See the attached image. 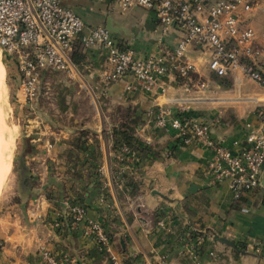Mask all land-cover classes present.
Wrapping results in <instances>:
<instances>
[{
	"label": "crops",
	"instance_id": "1",
	"mask_svg": "<svg viewBox=\"0 0 264 264\" xmlns=\"http://www.w3.org/2000/svg\"><path fill=\"white\" fill-rule=\"evenodd\" d=\"M63 2L91 26L101 25L111 9V15L133 33L115 38L139 57L158 54L161 42L174 48L183 37L178 30L160 35L151 10L132 9L126 16L116 17L114 12L119 11L106 3ZM263 8L264 0L262 9L244 14L242 27L255 32L254 44L261 53L255 68L264 74ZM83 49L84 59L77 66L80 81L99 88L102 103L108 108L117 106V119L131 122L146 145L134 149V164L122 165L113 142L114 128L120 126L109 123L108 112L55 115L52 119L37 113L30 119L39 130L33 138L27 135L26 166L33 170L31 162L42 157L44 171L39 179L43 189L53 183L60 193H45L43 199L51 203L50 209L37 216L29 215L28 210L21 222L16 210L8 214L5 209L7 213L0 218L4 263L37 264L38 248L46 245L56 254L76 258L79 264H111L80 230L68 224L60 233L49 226L47 215L69 200L82 204L91 219L105 226L115 251L127 257L124 264H264V187L247 194L245 201H237L227 182H211L207 166L214 154L210 149L183 145L176 130L155 124L161 107L169 108L173 115L187 112L196 122L210 125L213 140L223 141L236 152L250 129L261 123L264 86L241 69L218 77L209 69L210 53L195 45L186 52L195 67L191 79L173 74L150 92L129 90L132 77L105 86L101 77L108 69L107 52L98 46ZM54 168L64 171L56 173ZM52 172L53 179H49ZM188 231L204 234L205 241L199 247L187 242ZM216 235L234 246L215 241Z\"/></svg>",
	"mask_w": 264,
	"mask_h": 264
},
{
	"label": "built area",
	"instance_id": "2",
	"mask_svg": "<svg viewBox=\"0 0 264 264\" xmlns=\"http://www.w3.org/2000/svg\"><path fill=\"white\" fill-rule=\"evenodd\" d=\"M63 1L0 0V48L6 58L16 60L27 105H33L38 98L45 71H60L80 79L72 60L77 41L86 48L98 46L107 52L108 69L102 74L106 86L132 77L129 90L140 88L150 92L173 74L191 79L195 67L187 60L186 52L192 45L210 53L209 69L218 77L241 69L264 86V74L255 68L261 55L254 44L255 32L252 28L242 27V16L262 9V0H93L121 12L137 6L154 11L160 35H167L172 30L182 33L176 47L161 42L159 53L147 57L121 48L104 26L87 27L84 19ZM155 124L159 128L176 130L183 145H202L210 149L214 154L207 166L211 182H227L236 199L246 197L262 186L264 114L260 125L250 129L243 147L236 152L227 148L223 141L213 140L210 125L196 122L187 112L173 115L169 108L161 107L155 115ZM116 159L122 165L134 164L136 152L124 145L117 150ZM61 206L54 217L47 218L52 229L64 233V226L69 224L90 238L111 264H124L127 257L115 251L105 226L91 219L82 204L65 200ZM191 232L185 234L186 241L199 247L205 241V235L196 231L198 236L193 238ZM256 252L260 253V249ZM39 254L37 264H79L76 258L56 254L46 245L40 246Z\"/></svg>",
	"mask_w": 264,
	"mask_h": 264
},
{
	"label": "rangeland",
	"instance_id": "3",
	"mask_svg": "<svg viewBox=\"0 0 264 264\" xmlns=\"http://www.w3.org/2000/svg\"><path fill=\"white\" fill-rule=\"evenodd\" d=\"M83 1L87 4L95 3L93 0ZM132 9H136L140 12H144L143 10H146L143 7L137 6L125 12L119 11V13H116L115 11L114 15L116 17L126 16ZM108 12L109 13L105 14L102 18L101 25L91 26L90 24H85L91 28L103 26L106 17L112 14L111 9ZM83 48L87 49L86 47ZM0 55L1 60H3L2 62L5 65L7 75V99L8 108L10 107L8 114L9 125L14 129L11 150L12 162L3 192L0 196V218H2L3 214H6L7 212H9L8 214H11L14 210H16L19 221L21 222L24 221L26 216H28V210L29 215L31 214L33 216H37L36 214L40 215L39 213L43 209H45V212L50 209L49 205L51 203L48 205V203H46L43 199L45 198L43 197L45 193L47 194L46 196L50 194L53 196L54 193L59 195L60 193L57 187H53L54 184L50 182L49 186L51 187L48 190L43 189L44 186L42 181L39 179L40 175H42L44 171L42 162L40 161V158L42 157H40L39 160L37 159L35 162H31L33 165V170L31 171L27 169V166L25 170L21 167L20 160H25L27 158V144L29 143L28 140H26L27 137H29L27 135H30V137L33 138L34 133L39 130H36V128L33 127V122H30V119L34 118L37 113L39 114V112L46 115L45 117L52 119L56 117L55 115H64V117H66L67 114H90L98 111L104 113L108 112L111 114L109 120V123L111 124L115 123L121 126V123L127 121H120L117 119L118 117H116V114L119 112L117 106L108 108L104 105V103H102L99 88H92L86 83L80 81L79 78L71 77L67 73H62L60 71H45L44 76L40 81V93L38 95L39 102H35V106L33 105V107L27 106V104H25L19 83L16 60L12 61L11 59L6 58L1 51V48ZM61 171L63 172L64 169L59 170L58 168H54V172L56 173ZM51 175L52 177H49V179H53V172ZM26 177L28 179L29 186L24 185L23 181ZM5 209L8 211L4 212ZM55 213L56 210H53L51 214L47 215V217H54ZM1 248L2 245L0 244V253L2 251Z\"/></svg>",
	"mask_w": 264,
	"mask_h": 264
},
{
	"label": "bare ground",
	"instance_id": "4",
	"mask_svg": "<svg viewBox=\"0 0 264 264\" xmlns=\"http://www.w3.org/2000/svg\"><path fill=\"white\" fill-rule=\"evenodd\" d=\"M2 61L0 55V196L3 192L12 162V135L14 133V129L9 125L8 114L10 107L8 108L7 99V75Z\"/></svg>",
	"mask_w": 264,
	"mask_h": 264
},
{
	"label": "trees",
	"instance_id": "5",
	"mask_svg": "<svg viewBox=\"0 0 264 264\" xmlns=\"http://www.w3.org/2000/svg\"><path fill=\"white\" fill-rule=\"evenodd\" d=\"M120 46L123 49H127V47L125 46V44H123L122 42H120ZM83 45L77 41L75 43V45L73 46V51H72V60L74 62V64L76 66H79L80 63L82 62V60L84 59V55L82 53L83 49ZM136 125L140 124V121L138 120H134L133 121ZM129 122H127V124H122V126L120 127H115L114 131H113V142H114V147L117 150H119L121 147H123L124 145L129 146L131 149H136V148H144L145 147V143L141 141V139L135 134L136 130L135 128L132 127L131 122L128 124ZM133 124V123H132ZM148 147V146H146ZM246 197H241L240 199H237V201H245ZM73 204H80L78 202H74L72 201ZM192 233V237L196 238L198 236L197 233L195 232H191Z\"/></svg>",
	"mask_w": 264,
	"mask_h": 264
},
{
	"label": "water",
	"instance_id": "6",
	"mask_svg": "<svg viewBox=\"0 0 264 264\" xmlns=\"http://www.w3.org/2000/svg\"><path fill=\"white\" fill-rule=\"evenodd\" d=\"M103 26L113 36H116V35H133L132 31L128 27H126V25L124 23L118 22L111 14L106 17ZM20 164H21V167H23V169H26V163H25L24 159L20 160ZM261 185L264 187V173L262 175ZM214 240L220 241L222 243H226V244L231 245V246H234V243L232 241H230L229 239H227L225 237H221L219 235H216L214 237ZM0 264H5L3 259H2L1 253H0Z\"/></svg>",
	"mask_w": 264,
	"mask_h": 264
},
{
	"label": "flooded vegetation",
	"instance_id": "7",
	"mask_svg": "<svg viewBox=\"0 0 264 264\" xmlns=\"http://www.w3.org/2000/svg\"><path fill=\"white\" fill-rule=\"evenodd\" d=\"M24 170H25V169H24ZM24 176H25V175H24ZM23 182H24V185H25V186H26V185H27V186H29V184H28L29 182H28V179H27V177H26V178H24V181H23Z\"/></svg>",
	"mask_w": 264,
	"mask_h": 264
}]
</instances>
